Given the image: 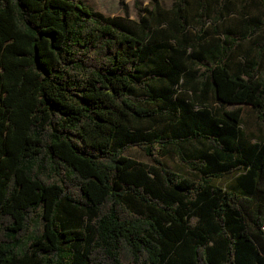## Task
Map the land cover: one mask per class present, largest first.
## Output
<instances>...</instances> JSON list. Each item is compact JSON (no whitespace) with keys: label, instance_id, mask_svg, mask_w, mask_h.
Returning a JSON list of instances; mask_svg holds the SVG:
<instances>
[{"label":"trees","instance_id":"trees-1","mask_svg":"<svg viewBox=\"0 0 264 264\" xmlns=\"http://www.w3.org/2000/svg\"><path fill=\"white\" fill-rule=\"evenodd\" d=\"M147 1L0 0V264H264V21Z\"/></svg>","mask_w":264,"mask_h":264},{"label":"rangeland","instance_id":"rangeland-1","mask_svg":"<svg viewBox=\"0 0 264 264\" xmlns=\"http://www.w3.org/2000/svg\"><path fill=\"white\" fill-rule=\"evenodd\" d=\"M139 1L142 3V5H146L148 3L147 0ZM84 2L91 8L98 10L108 16L124 15L127 12L130 18H137L136 7L134 4L135 0H84ZM206 2L210 9L211 16L217 12L220 6H223L224 4L228 5L229 9H231V12L234 14L226 17V22H223V24H230V19L232 20L237 18L239 13H241L243 17H259L262 21H264V4L262 0H206ZM160 3L163 7L169 8L172 5L173 0H160ZM189 3V8L192 11L195 8V1L189 0ZM209 26L212 25L209 24ZM259 35L264 38V28L259 31ZM259 38L256 35L249 37L248 41L242 42L241 49L248 48L251 44L250 41L253 39H257L259 42L263 40V38ZM243 114L245 127L254 132L258 131L259 120L257 118L256 112L252 111L251 108L244 106ZM162 124L163 123L161 122L160 125ZM126 155L140 161L152 163L151 157L146 155L145 152L139 147L129 148L126 151ZM161 160L167 168L184 174L190 178L198 179V174L194 170H191L182 164L172 148H170L169 152L163 156ZM235 176L236 174H227L220 178H213L212 182L223 189H234Z\"/></svg>","mask_w":264,"mask_h":264},{"label":"crops","instance_id":"crops-1","mask_svg":"<svg viewBox=\"0 0 264 264\" xmlns=\"http://www.w3.org/2000/svg\"><path fill=\"white\" fill-rule=\"evenodd\" d=\"M209 24V22H207V25ZM211 25V24H210ZM213 26V25H212Z\"/></svg>","mask_w":264,"mask_h":264}]
</instances>
